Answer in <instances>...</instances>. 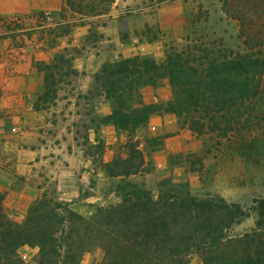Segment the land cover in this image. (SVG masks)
Segmentation results:
<instances>
[{
  "label": "trees",
  "instance_id": "trees-1",
  "mask_svg": "<svg viewBox=\"0 0 264 264\" xmlns=\"http://www.w3.org/2000/svg\"><path fill=\"white\" fill-rule=\"evenodd\" d=\"M115 1L63 0L60 21L54 23L59 30L55 37L69 34L72 27L90 19L109 16ZM199 51L201 56L194 55L190 46L184 50L168 47L162 63L138 55L104 63L94 74L93 89L113 108L100 123L125 129L131 136L151 115L171 113L192 133L226 137L257 95L264 62L227 48L218 54ZM66 52L54 54L49 64L36 63L45 88L34 103L36 111L45 110L56 97V86L62 82L57 76L78 75ZM159 79H167L171 99L135 106L138 89ZM125 148L126 157L102 164L107 175L117 179L114 191L120 201L97 208L88 218L41 196L23 222L13 223L6 218L4 194H0V264H25L17 253L22 246L38 248L36 264H80L94 247L104 252L99 264H187L194 253L201 256L202 264H264V199L252 207L257 214L255 226L242 235H230L231 226L248 216L241 205L220 197L197 198L186 183L170 179L161 180L153 195L143 184L130 181L145 171L138 144L129 140ZM93 149L101 158L103 143L98 141Z\"/></svg>",
  "mask_w": 264,
  "mask_h": 264
},
{
  "label": "rangeland",
  "instance_id": "rangeland-1",
  "mask_svg": "<svg viewBox=\"0 0 264 264\" xmlns=\"http://www.w3.org/2000/svg\"><path fill=\"white\" fill-rule=\"evenodd\" d=\"M60 18V12L7 17L0 21V45H3L2 40L15 47L27 46V40L31 38L34 42L43 41L51 57L49 62L33 61L37 70L36 63L49 64L54 54L63 51L61 48L55 52L50 50L56 46L55 34L59 30L54 23ZM109 23L125 47L132 40L137 41L142 46L140 51L151 53L155 58H150L157 63L165 60L164 53L168 47L184 50L187 46L196 56L202 54L199 49L218 54L219 50L227 48L231 52L250 53L264 62V0H116L109 16L78 25L87 27L86 36L75 46L65 48V54L73 58L81 55L85 48L97 46L103 38L99 34L100 29ZM40 73L43 75V72ZM78 78L79 72L77 76L56 77L62 82L56 86L58 91L54 100L45 105L49 113L63 106L67 108L69 100L81 105V113L91 114L92 99L97 97L93 89L94 75L93 87L87 94L74 91ZM67 81L71 83L67 84ZM257 84L258 93L247 114L226 137L197 135L178 122L179 128L187 130L180 139V148L157 166L152 160L145 161V171L130 177V181L143 184L156 195L159 182L170 179L173 183H186L190 193L197 198L220 197L228 203L239 204L248 216L231 226L229 233L239 236L249 232L257 219L252 207L256 200L264 199V63ZM57 98L62 101L57 102ZM137 100L136 97L134 104ZM162 139L164 136L145 139L144 152L159 149L164 143ZM0 140V169L10 171L13 153L4 144L3 138ZM91 152L95 154L94 149ZM123 152H128L127 148L119 147L114 157L121 156ZM42 196L54 199L50 188ZM6 218L17 223L11 215H6ZM28 247L25 250L20 247L18 256L25 264H36L38 252L35 254ZM99 253H104L100 247L92 248L82 256L80 264H89L92 259L95 263ZM187 264H202L201 256L191 254Z\"/></svg>",
  "mask_w": 264,
  "mask_h": 264
},
{
  "label": "crops",
  "instance_id": "crops-1",
  "mask_svg": "<svg viewBox=\"0 0 264 264\" xmlns=\"http://www.w3.org/2000/svg\"><path fill=\"white\" fill-rule=\"evenodd\" d=\"M62 6L63 0H0V18L59 13ZM86 33V26H74L69 34L56 37V46L49 49L55 52L73 47ZM99 34L103 38L97 46L85 48L81 55L71 60L72 67L80 73L74 89L80 94L91 91L92 76L104 63L137 55L153 57L151 53L141 52L142 46L137 41L132 40L129 44L132 47L128 44L125 47L111 23L103 26ZM2 41L0 138L13 153V162L12 170L0 169V193H4V213L11 215L14 222L21 223L30 207L49 188L55 200L86 218L97 208L117 204L120 201L114 191L117 181L107 175L102 164L111 162L117 149L125 148L129 140L138 144L146 162L152 160L156 166L180 148V139L187 130L179 128L176 116L171 113L151 115L148 122L137 127L130 136L125 129L100 123L99 120L110 115L113 108L104 96L92 99L90 115L81 113V105L68 99L67 108L63 106L50 113L48 108L36 111L34 103L45 88L43 75L33 67V61L49 62L51 53L48 56L44 42H34L33 38L27 40V46L18 47L9 46L7 40ZM167 82V79H159L154 85L141 86L135 106L170 100ZM56 101L62 100L57 98ZM154 136H164L163 146L144 152L145 139ZM98 141L103 143L101 158L91 152ZM121 156L126 157L127 152ZM25 247L28 246L20 249L25 250ZM28 249L35 254L38 252L37 247ZM102 255L99 253L97 261ZM92 260L89 264H97Z\"/></svg>",
  "mask_w": 264,
  "mask_h": 264
}]
</instances>
